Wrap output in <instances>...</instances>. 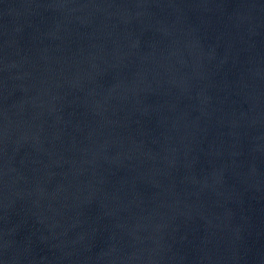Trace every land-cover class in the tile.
<instances>
[{"label":"water","instance_id":"water-1","mask_svg":"<svg viewBox=\"0 0 264 264\" xmlns=\"http://www.w3.org/2000/svg\"><path fill=\"white\" fill-rule=\"evenodd\" d=\"M0 264H264V0H0Z\"/></svg>","mask_w":264,"mask_h":264}]
</instances>
